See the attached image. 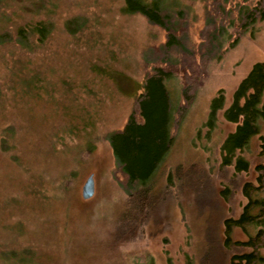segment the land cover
I'll return each instance as SVG.
<instances>
[{
  "label": "rangeland",
  "instance_id": "1",
  "mask_svg": "<svg viewBox=\"0 0 264 264\" xmlns=\"http://www.w3.org/2000/svg\"><path fill=\"white\" fill-rule=\"evenodd\" d=\"M160 1L197 61L207 21L218 29L214 14L223 10L226 23L199 62L185 106L183 73L166 81L172 108L182 111L151 179L157 200L122 217L126 182L108 136L122 129L145 77L162 66L165 31L123 12L124 0H0V264H228L232 254L250 251L223 247V221L239 216L242 186L255 183V166L264 163V120L225 165L221 146L235 123L223 111L252 64L264 62V19L234 42V24L255 0H220L218 10L216 0ZM183 58L173 49L166 64L178 70ZM220 91L223 108L208 127ZM238 157L246 171L235 172ZM90 174L94 194L85 200ZM257 193L264 198V188ZM260 219L233 228L232 241L264 233ZM257 251L264 259V239Z\"/></svg>",
  "mask_w": 264,
  "mask_h": 264
},
{
  "label": "trees",
  "instance_id": "2",
  "mask_svg": "<svg viewBox=\"0 0 264 264\" xmlns=\"http://www.w3.org/2000/svg\"><path fill=\"white\" fill-rule=\"evenodd\" d=\"M220 0H216L217 10ZM123 12L140 14L151 25L158 26L166 33L165 43L158 49L159 61L163 63L155 66L142 84V92L135 96L132 112L122 129L112 132L108 141L113 155L117 161L118 168L125 178L126 196L129 211L124 210L122 217L131 214L139 215L144 208L149 209L156 203V194L151 183L154 173L165 159V156L173 143V129L181 115V107L172 108L166 81L174 73L182 72L184 75V87L181 90L183 105L185 106L191 98L190 93L200 77L197 67L199 62L209 59L211 44L222 36L226 23L225 11L216 13L220 17L218 29L215 27L214 19H209L206 28H211L202 34V39L207 45L203 54H199L197 61L194 53L186 51L182 46L179 33V23L174 21L170 13L166 11L160 0H124ZM220 14V15H219ZM264 19V0H255L253 6L241 11L233 31L236 33L234 42L238 40L248 26L256 20ZM41 25V24H40ZM34 26L35 32L45 29L46 26ZM24 33V32H23ZM22 33V35H23ZM238 35V36H237ZM25 36V35H24ZM202 41V42H203ZM215 47V46H214ZM173 49L183 51V68L173 69L174 65L166 64ZM196 68V69H194ZM224 96L219 92L211 100L210 111L206 125L212 127L216 111L222 109ZM224 118L235 123V129L229 133L221 146L224 164L229 165L236 151L242 150L250 139L259 133V121L264 120V62L257 61L252 64L247 74L236 86L231 103L223 111ZM248 163L238 157L235 161V172L246 171ZM257 177L255 183H244L242 194L246 203L238 217H229L223 221L224 240L223 247L226 249L243 248L250 249L248 252H238L231 255L228 264H258L263 262V257L258 255V247L264 239V233L257 231L254 236L249 235L245 242L232 241V229L239 227L246 230L250 226L261 224V216L264 215V198L255 197L257 192L264 188V163L255 166ZM258 213L253 214L254 208ZM127 208V207H126ZM132 211V213H131Z\"/></svg>",
  "mask_w": 264,
  "mask_h": 264
},
{
  "label": "water",
  "instance_id": "3",
  "mask_svg": "<svg viewBox=\"0 0 264 264\" xmlns=\"http://www.w3.org/2000/svg\"><path fill=\"white\" fill-rule=\"evenodd\" d=\"M94 194V179L93 175L90 174L84 181L81 187V197L85 200L91 198Z\"/></svg>",
  "mask_w": 264,
  "mask_h": 264
}]
</instances>
